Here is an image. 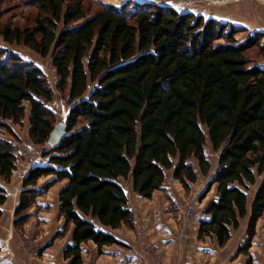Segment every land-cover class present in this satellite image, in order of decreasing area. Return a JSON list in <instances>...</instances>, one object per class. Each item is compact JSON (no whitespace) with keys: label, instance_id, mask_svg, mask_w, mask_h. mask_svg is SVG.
<instances>
[{"label":"trees","instance_id":"1","mask_svg":"<svg viewBox=\"0 0 264 264\" xmlns=\"http://www.w3.org/2000/svg\"><path fill=\"white\" fill-rule=\"evenodd\" d=\"M37 3L31 28L0 26V39L50 58L56 89L67 93L68 135L22 179L14 229L27 224L37 198L65 181L58 215L70 233L66 264H83L82 244L92 243L98 255L123 246L111 231L134 224L121 180L151 199L172 170L189 191L197 181L191 160L203 176L210 171L205 128L218 162L198 200L213 187L216 194L202 211L197 240L223 248L246 219L236 255L251 264L264 214V67L246 53L258 47L264 54V34L238 42L241 30L231 24L151 3L102 5L89 17L82 0ZM52 95L38 67L0 47V132L15 137L11 124L21 125L28 109V139L46 145L57 121L47 107ZM16 169L15 147L0 139L2 181L8 184ZM6 201L0 186V207Z\"/></svg>","mask_w":264,"mask_h":264},{"label":"rangeland","instance_id":"2","mask_svg":"<svg viewBox=\"0 0 264 264\" xmlns=\"http://www.w3.org/2000/svg\"><path fill=\"white\" fill-rule=\"evenodd\" d=\"M127 1L168 6L180 13H192L196 16H203L205 19L212 17L214 20L221 23L231 24L241 30L235 37L238 42H243L248 36L256 32L264 34V7L259 9L256 7V3L258 4L261 2L264 4V0H258L259 2L252 0H249V2H244L243 0H212L214 2L213 4L209 2V0H82V4L85 15L89 17L98 12L102 5L120 7L121 4ZM37 2L38 0H0V26H9L21 30L31 28L39 13ZM262 44H264V39L261 40L259 46ZM0 47L11 51L23 62L31 63L43 72L53 94L52 101L47 107L52 111L56 119L63 112L69 110L67 93L61 94L56 89L58 79L51 66L49 57L41 58L23 45H8L1 39ZM246 56L254 63L264 67V54L258 47L249 50ZM28 113L29 111L27 109L26 115ZM27 127V119H24L21 125L11 124L15 137L11 136L6 131L0 132V139L10 142L15 147L17 166L8 184L4 183L0 178V186L7 192V201L0 207V264H43V248L49 244L46 243L50 237L53 235L52 237L54 238V236L58 234L56 239H59V241L65 239V237H69V231H64L62 225H58L57 227L56 218L57 216L59 217V215L56 207L58 200L56 189L52 192L50 191L51 193L47 196L49 205L34 206L36 210L46 212L47 216H45L42 221L34 217L35 219H29L26 224L27 226L25 225L21 230L14 229L13 227V207L21 191L22 175L30 165L32 168L34 166L46 164L47 159L42 157V152L49 148L47 144L44 146L34 145L28 139L26 133ZM202 129L206 138L204 154L207 161L210 163L208 175L203 176L198 169L196 161L191 160L190 162L197 175V181L195 184L190 185L189 191H184L182 186L177 181L173 180L171 170L165 173V180L162 185L163 189L161 187L159 190L161 193L156 195L155 199H160L167 203L172 202V196L174 198L176 196V199L182 200L180 196L181 194H185V198H187V196L191 198L192 196L194 205L198 203V198L204 192L208 181L217 169L218 162V153L213 152L207 137L206 129ZM51 178L52 177L41 179L38 186L43 185ZM259 181L260 179H258V182ZM121 185L126 194L129 207H134L140 197L132 191L130 181L121 180ZM254 191L255 188H252L248 196L249 201L253 198ZM215 194V188L213 187L209 193H207L202 203L206 205L214 200ZM178 200L169 205L170 213L173 216L175 213L179 212V208H181ZM190 206L191 205L187 204L184 207L185 215L187 214L188 217H195L197 210L195 207L190 208ZM33 212H35V209ZM241 222L244 223L243 220ZM56 228L57 231H55ZM256 235L258 239H256L257 242L254 243V250L258 252L260 256V264H264V214L258 222V228L256 226ZM63 263L66 264L64 260L63 262H57V264Z\"/></svg>","mask_w":264,"mask_h":264},{"label":"crops","instance_id":"3","mask_svg":"<svg viewBox=\"0 0 264 264\" xmlns=\"http://www.w3.org/2000/svg\"><path fill=\"white\" fill-rule=\"evenodd\" d=\"M243 1L249 2V0ZM252 1L259 2L258 0ZM209 2L214 3L212 0H209ZM256 7L259 9L264 7V4L261 2L256 3ZM206 19L214 18L208 17ZM25 119H28V114ZM28 128L29 125L27 131ZM30 169L31 165L27 167L22 178H24ZM57 184L43 197L37 198L35 205L38 207L40 205H49L47 196L54 189H56V194L59 196V192L66 182L63 181ZM159 193L161 192L156 191L153 193L151 199L139 198L134 207L130 208L128 205L129 210L133 214L134 228L128 229L125 226H121L119 229L111 231L123 246L112 245L104 247L103 254L98 255L96 247L92 243L82 244L83 264H246V256L236 255L237 248L245 240L246 219L243 220L244 223H240L236 231L232 232L231 239L227 244L223 248H219L213 240L208 238L203 241L197 240L199 220L204 217L202 211L207 204L205 205L202 203L203 201H198L194 205L192 196L191 198L190 196L185 198V194H181L182 200H178L176 196L175 198L172 196V202L166 203L163 200L155 199ZM177 200L181 208L173 216L170 213L169 205L170 203H175ZM17 202L18 199L13 207V212ZM58 204L57 200V210ZM187 204L191 205L190 208L195 207L197 210L195 217L185 215L184 207ZM34 209L35 212H33ZM29 213L31 214L30 220L36 218L42 221L47 216L46 212L36 210L34 207ZM56 221L57 227L63 224V220L58 216ZM55 231H57V228ZM52 236L46 243L49 244H45L48 247L45 248L46 246L44 245L45 247L43 248V264L63 262L62 251L70 242V233L69 237H65L61 241ZM256 239H258L257 235L254 237L252 247L249 250L251 264H260V256L254 250V243L257 242Z\"/></svg>","mask_w":264,"mask_h":264},{"label":"water","instance_id":"4","mask_svg":"<svg viewBox=\"0 0 264 264\" xmlns=\"http://www.w3.org/2000/svg\"><path fill=\"white\" fill-rule=\"evenodd\" d=\"M70 114V109L63 112L56 121L55 126L49 134L47 145L50 149H55L59 146L61 141L68 135L67 134V120Z\"/></svg>","mask_w":264,"mask_h":264}]
</instances>
